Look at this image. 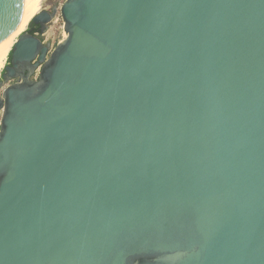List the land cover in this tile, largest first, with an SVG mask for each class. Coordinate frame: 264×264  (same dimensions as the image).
Instances as JSON below:
<instances>
[{
	"label": "water",
	"instance_id": "95a60500",
	"mask_svg": "<svg viewBox=\"0 0 264 264\" xmlns=\"http://www.w3.org/2000/svg\"><path fill=\"white\" fill-rule=\"evenodd\" d=\"M21 6L0 0V44ZM31 23L0 80V264H264V0Z\"/></svg>",
	"mask_w": 264,
	"mask_h": 264
},
{
	"label": "bare ground",
	"instance_id": "6f19581e",
	"mask_svg": "<svg viewBox=\"0 0 264 264\" xmlns=\"http://www.w3.org/2000/svg\"><path fill=\"white\" fill-rule=\"evenodd\" d=\"M43 0H22V6L20 16L15 30L0 44V70L5 65L8 55L14 47L16 40L21 31L27 26V24L33 19L38 6ZM18 35V36H17ZM67 34H65V37Z\"/></svg>",
	"mask_w": 264,
	"mask_h": 264
},
{
	"label": "rangeland",
	"instance_id": "374dc122",
	"mask_svg": "<svg viewBox=\"0 0 264 264\" xmlns=\"http://www.w3.org/2000/svg\"><path fill=\"white\" fill-rule=\"evenodd\" d=\"M63 1L64 0H43L42 3L38 6V9H37L35 15L37 13H39V11H41L42 9H50L52 6L53 7H58L60 9V6L63 3ZM58 13H60V10H58V12L56 13V15H55L56 17H58ZM29 23L21 31V33H23L24 31H26L28 29ZM64 25H65V23H64V20H63L62 17H59L58 20L53 19V21L49 25L47 31L44 33V36L42 37V39L45 40L46 42H49L50 44H52L54 46L60 40L65 38V34H64V28L65 27H64ZM16 38H18V37H16ZM12 50H13V47H12V49H11L9 55H8V58L6 60L5 65H7L10 62V57H11ZM5 65L0 70V79H1V75H2V73L4 71ZM1 94H2V88H0V96H1ZM2 115H3V111L0 109V123H1Z\"/></svg>",
	"mask_w": 264,
	"mask_h": 264
},
{
	"label": "flooded vegetation",
	"instance_id": "af4514ba",
	"mask_svg": "<svg viewBox=\"0 0 264 264\" xmlns=\"http://www.w3.org/2000/svg\"><path fill=\"white\" fill-rule=\"evenodd\" d=\"M53 9V6L49 9V10H52ZM38 29H39V25L38 24H35V23H31L30 25H29V27H28V30H32L33 32H37L38 31ZM45 33V32H44ZM39 35L41 36V37H43L44 36V34L43 33H39ZM10 63V62H9ZM8 63V64H9ZM3 73H4V71H3ZM3 73H2V75H1V79H2V77H3ZM0 79V80H1Z\"/></svg>",
	"mask_w": 264,
	"mask_h": 264
},
{
	"label": "built area",
	"instance_id": "2783aa9c",
	"mask_svg": "<svg viewBox=\"0 0 264 264\" xmlns=\"http://www.w3.org/2000/svg\"><path fill=\"white\" fill-rule=\"evenodd\" d=\"M59 17H62L61 12L58 13V17L55 16L53 19L58 20ZM43 34H44V33H43ZM43 41H45V40H43ZM45 42H46V41H45ZM53 47H54V46L52 45L51 48H53ZM41 67H42V65H39V66L35 69V71H34V73H33V78L37 79V78L39 77V74H40V71H41Z\"/></svg>",
	"mask_w": 264,
	"mask_h": 264
}]
</instances>
